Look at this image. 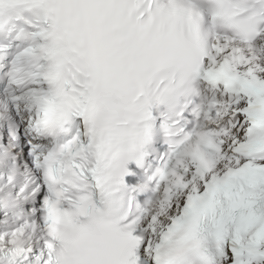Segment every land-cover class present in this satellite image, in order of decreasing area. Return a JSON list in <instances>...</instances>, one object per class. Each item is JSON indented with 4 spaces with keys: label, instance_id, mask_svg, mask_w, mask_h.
Wrapping results in <instances>:
<instances>
[{
    "label": "snow or ice",
    "instance_id": "1",
    "mask_svg": "<svg viewBox=\"0 0 264 264\" xmlns=\"http://www.w3.org/2000/svg\"><path fill=\"white\" fill-rule=\"evenodd\" d=\"M0 264H264V0H0Z\"/></svg>",
    "mask_w": 264,
    "mask_h": 264
}]
</instances>
